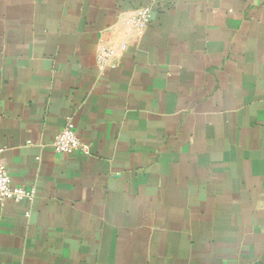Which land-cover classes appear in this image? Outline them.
I'll return each mask as SVG.
<instances>
[{"label":"crops","instance_id":"1","mask_svg":"<svg viewBox=\"0 0 264 264\" xmlns=\"http://www.w3.org/2000/svg\"><path fill=\"white\" fill-rule=\"evenodd\" d=\"M0 150V264H264V0H0Z\"/></svg>","mask_w":264,"mask_h":264},{"label":"built area","instance_id":"2","mask_svg":"<svg viewBox=\"0 0 264 264\" xmlns=\"http://www.w3.org/2000/svg\"><path fill=\"white\" fill-rule=\"evenodd\" d=\"M152 12L151 7H142L126 16L125 23L134 35L139 37L144 33L151 22ZM127 49V40L115 45L101 44L97 53V63L99 67L118 66ZM52 148L55 152L68 155L78 150L88 155L91 151L90 145L81 141L71 119H69L66 125L55 135ZM1 152L0 150V205L10 200L14 202L24 200L32 201L36 195L35 189L17 185L12 181L11 176L2 162ZM26 214L27 216L29 215L28 212Z\"/></svg>","mask_w":264,"mask_h":264}]
</instances>
